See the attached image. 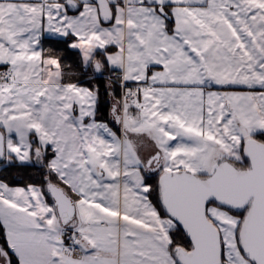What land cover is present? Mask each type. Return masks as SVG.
<instances>
[{
    "label": "snow or ice",
    "instance_id": "snow-or-ice-1",
    "mask_svg": "<svg viewBox=\"0 0 264 264\" xmlns=\"http://www.w3.org/2000/svg\"><path fill=\"white\" fill-rule=\"evenodd\" d=\"M13 169L0 264H264V0H0Z\"/></svg>",
    "mask_w": 264,
    "mask_h": 264
},
{
    "label": "trees",
    "instance_id": "trees-1",
    "mask_svg": "<svg viewBox=\"0 0 264 264\" xmlns=\"http://www.w3.org/2000/svg\"><path fill=\"white\" fill-rule=\"evenodd\" d=\"M73 60H75V56H73V57H70L66 62H68V63H72V61ZM107 111H108V109H107V107H105L104 109H103V112H104V114L106 115L107 114ZM34 173L30 170L28 173H20L19 175H17V173H16V171L13 169V170H11V172L10 173H8V172H2V171H0V175H5V176H7L8 177V179L11 181L13 178H15V179H17V180H20V182H27V179H28V176H30V175H33ZM21 177H23V179L21 180Z\"/></svg>",
    "mask_w": 264,
    "mask_h": 264
}]
</instances>
